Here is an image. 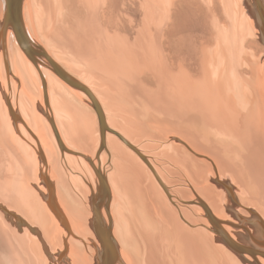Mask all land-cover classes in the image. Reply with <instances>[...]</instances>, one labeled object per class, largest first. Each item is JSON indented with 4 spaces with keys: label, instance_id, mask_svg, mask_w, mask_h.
Here are the masks:
<instances>
[{
    "label": "bare ground",
    "instance_id": "obj_1",
    "mask_svg": "<svg viewBox=\"0 0 264 264\" xmlns=\"http://www.w3.org/2000/svg\"><path fill=\"white\" fill-rule=\"evenodd\" d=\"M137 6L135 40L111 33L112 20L118 30L133 28ZM4 7L0 0V23ZM260 9L264 0H25L29 35L91 90L112 132L97 157L102 137L89 95L40 65L51 124L34 101L44 104L42 76L8 31V67L0 47V150L11 162L0 165V264H98L101 223L112 228L117 264H264V55L251 40H261ZM206 20L213 45L186 33L205 30ZM72 93L85 102L76 113L64 110L62 96ZM52 125L70 150L63 157ZM34 143L47 169L30 159ZM83 147L111 190L100 221L91 193L98 179ZM228 241L261 252L242 255Z\"/></svg>",
    "mask_w": 264,
    "mask_h": 264
},
{
    "label": "water",
    "instance_id": "obj_2",
    "mask_svg": "<svg viewBox=\"0 0 264 264\" xmlns=\"http://www.w3.org/2000/svg\"><path fill=\"white\" fill-rule=\"evenodd\" d=\"M4 1H5L4 16H3L2 23H0V47H2L3 52H4L6 66L8 65L7 52H6V38H7L8 31L12 29L20 47L26 53L29 59L36 65V67L38 68L42 76L43 92H44V99L46 101V104L48 103L47 84L40 70V65H44L45 67H48L49 69H51L70 86L86 92L89 95L90 99L92 100L91 104L93 108L96 110L98 114V118H99L102 145L100 146L96 154V156L98 157L101 151L104 149L103 141H104L105 133L107 131L112 132V130L109 129L108 126L106 125V120L103 115L102 109L99 103H97L96 100H94L93 93L85 84H83L81 81H79L74 76H72L69 72H67L65 68H63L58 62H56L51 57L48 51L41 44L36 43V41H34L32 37L29 35L24 19H23V6H24L25 0H4ZM259 13L261 16V20L258 21L260 23L259 28L261 32V41L264 43V11L260 9ZM8 106H9L10 114L16 125L19 122H21V120L19 121L17 115L13 112V109L11 108L9 104ZM57 137H58V134H57ZM59 144L63 151L68 150L70 152L69 149H66L62 145L60 139H59ZM39 147L41 148V146ZM38 153L40 156V161L43 162L44 160L43 154L41 153V151ZM73 153H76V152L73 151ZM86 159L90 162V164L94 168L96 177L98 179L97 193L93 194V191H92V202H93L92 204H93V212L96 218L99 219L98 221H100L102 208L105 207L106 210H108L110 200H111V190H110V186H109L107 178L105 177L104 174L100 172L99 168L95 167V165L93 164V160L89 159L88 157ZM45 168L47 169L46 162H45ZM46 185H47L48 192H49V199L51 200L55 194L54 193L55 188L53 189L50 186V184L47 183V181H46ZM49 199H48V204L50 205L51 209L55 212V209L51 201H49ZM57 212L58 211H56L55 213L58 216L60 222H62L64 227H66V225L63 223L60 213H57ZM95 222L97 221L95 220ZM99 228H101V233H102L99 235L100 241L102 244V251L99 252L98 250V255H97L98 264H117L119 261V256H118V249L116 248V245H115V242L112 236V230H111L112 228L110 226L108 227V229L105 230L103 229L102 223ZM228 242L232 249H234L236 252L242 255H244L245 253H248L253 256H256L258 255V252H261L257 250H251L247 247L241 246L240 244L234 243L232 241H228ZM261 253L264 256V252H261Z\"/></svg>",
    "mask_w": 264,
    "mask_h": 264
},
{
    "label": "rangeland",
    "instance_id": "obj_3",
    "mask_svg": "<svg viewBox=\"0 0 264 264\" xmlns=\"http://www.w3.org/2000/svg\"><path fill=\"white\" fill-rule=\"evenodd\" d=\"M196 1H199V0H196ZM247 1H249V0H247ZM63 6H64V8H66L69 12L71 11L70 9H69V6H68V3H64L63 4ZM2 11H4V8L2 9ZM74 11H75V9H73V13H74ZM134 11V13L135 14H133L134 15V23H133V28H131V27H128V26H126V29L125 30H118L117 28H118V26L116 25V22H115V20H112V21H110V23H109V27H110V29H111V33H114V34H118V35H120L121 34V36H125V37H127V40L129 39L130 40V42H133L134 40H135V37H136V35H137V28H138V23H140V20H141V18L143 17V12H142V9L139 7V6H137V8L135 9V10H133ZM78 16H82V13H81V11H78ZM215 14H217V17L218 18H220V22L222 21V18H221V16L223 17V12H222V9L221 8H219V10H218V12H216L215 11ZM220 16V17H219ZM206 17L209 19V16H207L206 15ZM68 16H67V20H68ZM212 19V18H211ZM69 20H71V19H69ZM72 22H73V19L71 20ZM205 24H206V26H205V30H202V29H200V28H197V27H195V28H197V29H195V30H190V32H186L188 35H190V34H198L199 36H205V37H207L208 39H209V44L210 45H213L214 43H215V41H213L214 40V36H213V28L211 27V25H210V23H209V21L208 20H206L205 21ZM185 34V33H184ZM255 40L254 42H256L257 44H259L261 47H258V49L256 50V47H254V53L257 55V56H262V54L264 55V48H263V46H264V44L262 43V41L260 40V39H258V38H251V40ZM258 41H257V40ZM42 44V43H41ZM246 48H250L251 49V47H249L248 46V43L246 44V46H245ZM263 48V49H262ZM250 51H252V50H250ZM257 51V52H256ZM260 58V57H259ZM36 66V65H35ZM78 75V74H77ZM73 76V75H72ZM18 79H19V77H18ZM152 79L154 80V78L152 77ZM21 81H22V83H21ZM147 81H148V79H147ZM154 82H155V80H154ZM20 83V84H19ZM150 84H152L151 82H149ZM23 84V80L22 79H19L18 81L16 80V96H17V94L20 92V90H21V88H22V85ZM156 86V82L155 83H153L152 84V87H155ZM8 88H7V92H8ZM19 90V91H18ZM62 97H64L66 100H67V105H68V107H65L64 108V110H65V112H68L69 111V109H71V112H75L76 113V111L78 110V111H80V109H81V105H82V108H85V102L81 99V97L78 95V94H76V93H72V94H67V96H65V95H63ZM6 98V97H5ZM17 98V97H16ZM40 97L38 96V95H35V97H34V101L36 102V104L38 105V107L40 108V107H42V110H43V112H44V114H45V116L49 119V121H50V123L51 124H53L52 123V120H51V118H50V115H49V113H48V110H47V106H48V103L46 104V101L44 100V104H41V98L39 99ZM59 99V101H62L63 102V100H62V98L61 97H58ZM7 99V98H6ZM6 102H7V104H8V101L6 100ZM40 102V103H39ZM87 105V104H86ZM8 106V105H7ZM89 106V105H88ZM9 107V106H8ZM41 109V108H40ZM91 109V108H90ZM92 110V109H91ZM128 119H129V115H128ZM13 121V120H12ZM19 124V123H18ZM18 124H16L15 125V123H14V121H13V126H14V131L16 132V133H19L16 129H18ZM9 127V126H8ZM52 127H53V129H54V133H55V135H56V131H55V128H54V126L52 125ZM27 128V127H26ZM99 129V126H97L96 125V127L94 128V131H97ZM27 130L29 131V133L31 134V136L34 138V140H36L37 141V138L35 137V135L32 133V131L31 130H29V128H27ZM149 131L150 132H152L155 136H156V132H158V129H156L155 127H150L149 126ZM20 136H22V135H20ZM157 136L159 137V135L157 134ZM22 138H23V136H22ZM56 138H57V135H56ZM57 141H58V139H57ZM5 142V141H4ZM4 144H6V143H4ZM25 144V143H24ZM181 146H184L183 144H181V143H179ZM32 145V147L34 148V150H35V152H36V155H35V157L33 156V155H29V157H30V159L32 160V158H34L32 161L34 162V163H36L37 161H39V163L41 164V165H43V163H45L46 162V159H45V162L43 161V162H41L40 161V157L38 156L39 154H38V152L36 151L37 150V143H34V144H31ZM41 145H42V147L43 148H45V146L43 145V143H41ZM58 145H59V147H60V153H61V157H63V154H64V151L62 150V148H61V146H60V144H59V141H58ZM6 146L11 150V147L9 146V145H7L6 144ZM47 146V145H46ZM99 146H100V144L97 146V150H98V148H99ZM8 148H6V151H10V150H8ZM182 148H185V147H182ZM49 149L52 151V153H53V155L52 156H55V154L54 153H57L56 152V147H55V144H53V142L52 143H49ZM81 151H82V153H84L88 158L90 157H92V155H93V152L92 151H90L89 152V149H87V148H85V147H83L82 149H81ZM189 151V150H188ZM97 152V151H96ZM10 153V152H9ZM5 154V151L3 152L2 150H0V165L1 164H4L5 162H11V160L10 159H8L7 158V156H6V154ZM97 154V153H96ZM9 155V154H8ZM10 155H11V153H10ZM17 155H19L20 156V154H18V152H17ZM83 156V155H82ZM17 158H19L18 156H16ZM84 157V159H86L87 157H85V156H83ZM195 157H197V156H195ZM48 158V157H47ZM50 159L51 158H49L48 160L50 161ZM53 159H55V158H53ZM199 161V163L200 164H204L205 163V161L203 160V159H201V158H197ZM87 160V159H86ZM144 160V159H143ZM88 161V160H87ZM196 161V160H195ZM89 162V161H88ZM90 163V162H89ZM194 163H196V162H194ZM197 164V163H196ZM91 165V164H90ZM97 165H98V167L100 166L99 165V163H97ZM96 165V166H97ZM104 167H103V170L104 171H106V163H104V165H103ZM91 167H92V165H91ZM194 168H196V169H194ZM83 169H86V171H88L87 170V168L85 167V166H83L82 164H79V168L77 169V170H79V172H82V170ZM92 173L95 175V178L97 179V177H96V173H95V170H94V168L92 167ZM198 169V166H196V165H194V167H192L190 170L191 171H198L197 170ZM0 171H1V169H0ZM89 172V171H88ZM85 173V172H84ZM86 174V173H85ZM89 174H91L90 172H89ZM88 174V175H89ZM49 175H50V169H49ZM85 178H87V179H89V176L87 177V175H83ZM31 178H33L32 176H31ZM50 179H52V176L50 175V177H49V179H48V181H47V183H50L51 184V182H50ZM32 192V191H31ZM55 192H57V190H55ZM34 193V192H33ZM91 193H92V191H91ZM35 194H37L38 196V198H41L40 197V195H39V193H36L35 192ZM113 194H114V192H113ZM0 212L1 213H3L4 214V212L6 213V210L0 205ZM51 212V211H50ZM51 214H53V212H51ZM54 215V214H53ZM55 216V215H54ZM56 217V216H55ZM57 218V217H56ZM74 236V235H73ZM71 238V237H70Z\"/></svg>",
    "mask_w": 264,
    "mask_h": 264
},
{
    "label": "crops",
    "instance_id": "obj_4",
    "mask_svg": "<svg viewBox=\"0 0 264 264\" xmlns=\"http://www.w3.org/2000/svg\"><path fill=\"white\" fill-rule=\"evenodd\" d=\"M39 156V155H38ZM40 157V156H39ZM41 192H46L47 190H46V188L44 187V188H41V190H40ZM12 226H14V224H11ZM62 239V238H61Z\"/></svg>",
    "mask_w": 264,
    "mask_h": 264
}]
</instances>
